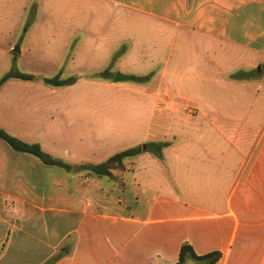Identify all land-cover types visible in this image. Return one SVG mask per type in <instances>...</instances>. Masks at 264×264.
I'll use <instances>...</instances> for the list:
<instances>
[{
	"label": "crops",
	"instance_id": "crops-1",
	"mask_svg": "<svg viewBox=\"0 0 264 264\" xmlns=\"http://www.w3.org/2000/svg\"><path fill=\"white\" fill-rule=\"evenodd\" d=\"M84 2L119 21L160 31L174 40L182 37L190 44L196 42L202 55L201 66L196 68L201 75L195 78L218 82L217 78L234 70L225 62L237 60L234 52L238 50L253 55L242 58L245 62L242 67L264 69V0ZM38 26L35 23L29 27L26 40ZM103 40V35L98 34L96 39L76 43L77 53L89 49L86 52L100 64L99 72L110 67L111 52L126 39H118L114 49ZM133 49L134 44L125 52V58ZM148 61L149 69H144L146 62L138 65V69L125 63L127 71L123 73H154L149 82L133 86L126 82L117 84L113 81L116 71L110 82H98L101 88H92L91 93L114 92L124 97L113 103L105 100L98 104L106 115L113 114L112 118L95 121L90 126L80 120L78 126L88 130L92 142H98V149H113L112 155L150 141L172 142L164 150V160L148 152L129 158L128 163L134 166L127 171L123 188L109 183L101 185V189L113 191L116 198H102L89 193L90 189L82 196L63 195L61 177L65 169L46 165L30 154L18 153L0 140V264H45L59 255L54 264H177L184 243L191 244L199 255L221 252L216 264H264V123L257 128L237 121L242 117L249 120L251 116L241 112L251 111L255 106L246 103L248 85L231 75L229 85L243 89L240 97L232 89L228 102L216 103L210 100L220 92L214 94L201 88V101H197L195 108L178 107L174 113L168 103L162 104L158 99L165 88L175 91L166 83L169 75L181 76V73L168 71L170 53L161 59L164 69L159 75L153 70L160 61L153 56ZM27 82L13 78L1 87L0 93L5 91V112L0 113V128L23 141L41 143L44 148L46 132L36 133L41 124L40 96L56 89L44 82L43 86L24 88L23 83ZM227 87L225 83L221 89L229 92ZM125 99L133 101L125 103ZM234 113H239L236 119ZM219 122L229 129L224 132L217 129V132L233 148L219 156L187 152L195 135L199 136L200 144L207 125ZM77 123L70 124L77 126ZM80 140H84L82 136ZM52 141L58 142L56 138ZM180 146H184V152L169 154ZM85 149L93 151L89 145ZM148 165H153L157 173L152 174ZM168 171L174 183L168 178ZM130 172L133 179H129ZM183 174L198 175L200 182L202 176L212 175L213 182L224 179L228 184L213 185L215 193L210 194L201 186L186 188L188 180L177 177ZM129 187L136 189L132 200L137 210L126 212ZM218 187L224 190L222 196L217 194ZM187 190H197L196 198L190 199L194 194Z\"/></svg>",
	"mask_w": 264,
	"mask_h": 264
},
{
	"label": "rangeland",
	"instance_id": "rangeland-1",
	"mask_svg": "<svg viewBox=\"0 0 264 264\" xmlns=\"http://www.w3.org/2000/svg\"><path fill=\"white\" fill-rule=\"evenodd\" d=\"M35 23H38L39 26L32 32L31 38L26 40L27 32L25 33L24 28ZM98 34L103 35L104 44L110 45V49L117 44L118 39H126L111 52L109 66L112 72L123 73V71H127L125 70V63L132 69H138V65H143L142 63L146 62L144 69H149L148 60L153 56L160 61L153 70L155 74L158 73L157 75H159V72L164 69V62L161 59L168 57L169 53L171 54V64L168 71L174 73L178 71L181 76L169 75L166 83L178 93L165 88L158 100L162 104L168 103L173 110L171 112L174 113L178 107L180 109L195 108L198 105L197 101H201V88H207L213 93L220 92L219 94L214 93L215 97L210 100L216 103L228 102L232 89H235V93L240 97V92L243 89L238 88L239 85H235L236 87L233 88L228 81L231 75L237 72H245L244 78L240 81L248 85L249 92L246 96V103L255 104V106L251 111L241 112L243 115H250L249 120L242 117L237 121L256 127L264 123V69L242 67L245 63L243 57H253L249 52L240 50L234 52L237 60H233L230 64L225 62L226 66L229 65L228 67L234 70L217 78L218 82H207L195 78V75H201V71L196 68L201 66L202 55L201 47L196 42L190 44L182 37L174 40L171 36L168 37L160 31L146 29L139 24L128 21H119L106 11L102 12L86 6L84 0H0V79L11 71L29 73L40 78H54L61 73L62 79H76L75 83L64 87L45 84L49 88H55L56 91L50 90L40 96L42 105L41 124L39 130L36 131L39 133L42 130L41 135L43 131L46 132L48 139L44 149L47 152L53 154L55 151L58 155L57 158L67 159L66 161L72 165V170H65L61 177L63 195L69 193L70 195L82 196L87 189H90L89 193L91 194L102 195L101 197H106L105 199H114L116 198L114 192L101 189V185L104 186V184L109 183L123 188L126 185L127 171L132 165L134 166L133 163L127 161L125 170L117 169L114 171L116 176L114 179L95 173L90 175L80 168L83 164L102 163L114 153L113 149H98V142H92L94 139L88 136V130H84V127H78L80 120L88 122L90 126L95 121L112 118L113 114L108 113L106 115L103 108L100 110L97 107L98 104L106 102L105 100L113 103L116 102L115 100L120 101L124 97L122 94H115L114 92L97 91L91 93L92 88H101L98 82H110V79L95 77L97 73H100L98 71L100 64L96 63V58L86 52L89 50L88 48L77 53L76 43L81 40L96 39ZM132 44H134V49L125 58V52ZM16 47L21 48V53L13 51ZM116 55L118 57L115 59ZM212 57L218 61L214 55ZM132 74L133 72H129L128 76ZM126 83L131 86L136 85L130 80ZM225 83L228 85L227 88L230 93L221 89ZM23 84L24 88L44 85L43 81L40 84L32 81ZM13 86L22 85L15 84ZM221 92L224 93L221 94ZM125 100V103L133 101L131 99ZM238 102L242 101L238 100ZM88 105L90 106L87 107ZM4 112L5 91L0 93V113ZM223 113L228 114L229 112ZM192 114L195 115V111ZM234 114H232L233 119H236L239 113ZM74 121H78L77 126L70 124ZM217 129L224 132L229 127H223L221 122L214 125L208 124L205 135L201 136V143L199 144V136L195 135V141L190 144L187 152L196 153L198 156L201 155V152L217 153L219 156V153L233 148L229 140L222 137ZM80 136L84 139L83 141L80 140ZM53 138H56L58 142L54 144ZM0 140L9 147L5 141ZM87 145L91 146L93 151L85 149ZM175 152H184V146L170 150L169 154L173 155ZM148 166L152 174L157 173L153 165ZM163 166L167 173L166 163ZM167 176L174 183L169 171ZM177 177L188 180L185 182L186 188L201 186L204 192L210 194L215 193L213 185L226 187L228 184L227 181L224 183V179L213 182L212 175L202 176L201 182L198 175L183 174ZM213 177L215 178V176ZM129 179H133L132 172L129 173ZM217 189V194L222 196L224 190L219 187ZM135 191V187H129L126 190V197L130 200L124 208L126 212L137 210V206L132 200V194ZM121 192L123 193L122 190ZM187 192L194 194L191 198L188 196L190 199L196 198L197 190H187ZM177 193L181 195L179 191Z\"/></svg>",
	"mask_w": 264,
	"mask_h": 264
},
{
	"label": "trees",
	"instance_id": "trees-1",
	"mask_svg": "<svg viewBox=\"0 0 264 264\" xmlns=\"http://www.w3.org/2000/svg\"><path fill=\"white\" fill-rule=\"evenodd\" d=\"M29 27L26 26L24 28L25 33L28 31ZM118 55L115 56V59ZM113 72L110 67L105 69L104 71L97 73L96 78L102 79H112ZM154 73H150L147 75H130L129 80L135 83H146L151 80ZM244 77L243 72H237L233 74L232 78L236 80H241ZM21 79L25 81L37 80L40 79L46 85L54 86V87H64L67 85H71L75 83L76 79L67 78L62 79L61 73L54 78H39L33 74L24 73L20 71H11L6 73L0 79V89L1 87L10 79ZM0 138L4 140L14 151L18 153H27L36 158H38L42 163L49 166H56L67 171L72 170V165L67 163L54 155L47 152L41 143L38 142H26L18 137L10 134L3 128H0ZM172 142L170 141H150L141 145H137L134 147L127 148L125 150L119 151L109 157L106 161L98 164H83L80 168L84 171H87L90 175L93 173L108 177L110 179H114L116 176L114 171L117 169L125 170L127 165V160L129 158L136 157L143 153H151L154 157L159 160H164V150L170 147ZM66 251V249H65ZM60 257L57 256L47 261L45 264H54L55 261ZM222 257V253L219 251L211 252L205 255H199L195 252L193 246L189 243H184L181 247L179 261L177 264H216Z\"/></svg>",
	"mask_w": 264,
	"mask_h": 264
},
{
	"label": "water",
	"instance_id": "water-1",
	"mask_svg": "<svg viewBox=\"0 0 264 264\" xmlns=\"http://www.w3.org/2000/svg\"><path fill=\"white\" fill-rule=\"evenodd\" d=\"M13 51L15 53H21V48L20 47H16V48L13 49ZM128 80H129V76L124 74V73H121V72H117L114 75V78H113V81L116 82V83L126 82Z\"/></svg>",
	"mask_w": 264,
	"mask_h": 264
},
{
	"label": "built area",
	"instance_id": "built-area-1",
	"mask_svg": "<svg viewBox=\"0 0 264 264\" xmlns=\"http://www.w3.org/2000/svg\"><path fill=\"white\" fill-rule=\"evenodd\" d=\"M189 109H191V108H189ZM192 112V111H191Z\"/></svg>",
	"mask_w": 264,
	"mask_h": 264
}]
</instances>
